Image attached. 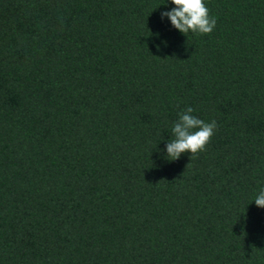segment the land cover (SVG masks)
I'll return each mask as SVG.
<instances>
[{"label":"trees","instance_id":"obj_1","mask_svg":"<svg viewBox=\"0 0 264 264\" xmlns=\"http://www.w3.org/2000/svg\"><path fill=\"white\" fill-rule=\"evenodd\" d=\"M0 0V264H264V0ZM216 131L170 160L187 108Z\"/></svg>","mask_w":264,"mask_h":264},{"label":"clouds","instance_id":"obj_2","mask_svg":"<svg viewBox=\"0 0 264 264\" xmlns=\"http://www.w3.org/2000/svg\"><path fill=\"white\" fill-rule=\"evenodd\" d=\"M174 5L171 11L162 12L161 18L167 17L173 28L182 34L189 32L208 35L216 27L217 20L209 13L204 0H170ZM194 109L187 107L178 113V119L172 124V139L166 143V153L170 160H177L183 153H189L195 158L206 149L214 135L216 121L205 122L193 113ZM258 208H264V189H261L254 199Z\"/></svg>","mask_w":264,"mask_h":264}]
</instances>
